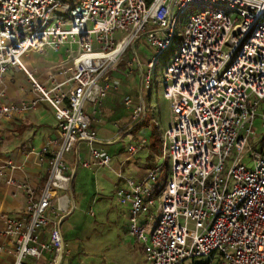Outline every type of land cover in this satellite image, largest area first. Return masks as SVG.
Here are the masks:
<instances>
[{
  "label": "built area",
  "instance_id": "built-area-1",
  "mask_svg": "<svg viewBox=\"0 0 264 264\" xmlns=\"http://www.w3.org/2000/svg\"><path fill=\"white\" fill-rule=\"evenodd\" d=\"M177 36L162 82L171 114L162 147L171 164L164 184L160 165L140 181L120 175L115 194L129 209V234L143 243L147 264L197 257L205 264H264V153L250 149L254 167L243 163L257 107L264 105V0H0V125L43 101L58 132L34 152L48 166L42 185L17 179L11 158L0 166L6 193L26 198L21 213L0 211V253L10 254L12 264H65L63 218L54 217L69 210L74 147H89L83 167L112 159L95 145L92 126V113L119 86L107 72L129 48L130 65L140 64L135 45L143 37L155 51L142 77L149 89ZM73 43L78 49L68 50L44 81L23 61L27 53ZM10 68L24 72L34 99L7 100ZM118 100L131 107L133 121L145 113L143 98ZM153 212L148 232L139 219Z\"/></svg>",
  "mask_w": 264,
  "mask_h": 264
},
{
  "label": "crops",
  "instance_id": "crops-1",
  "mask_svg": "<svg viewBox=\"0 0 264 264\" xmlns=\"http://www.w3.org/2000/svg\"><path fill=\"white\" fill-rule=\"evenodd\" d=\"M33 54L38 53H27L23 56V61L29 69L36 72L39 79L44 81L53 65L49 66V64L48 68L45 66L46 68L38 71L35 68L37 65L31 64ZM41 55H46V50ZM65 58L66 56L61 57V60ZM141 59H143L142 56H140ZM128 63L129 66H132L130 62ZM145 63L141 64L140 61V64L135 67L140 75L141 83L139 81V84H136L137 73L133 77L135 79L129 77L126 83H121L117 88L112 89L106 99L97 107L95 113H92V126L96 129L98 138L95 145L111 154L110 164L99 168L83 167L82 162L90 159L89 147L84 142L77 143L74 147V165H69L72 169L71 186L68 192L69 210L54 217L56 221L63 218L59 225L66 242L65 264H69L71 253L78 246H82L87 254L85 246L90 239V232L95 229V223L98 221L92 207L96 204L101 205V209L105 212L103 218L108 219L112 210L109 208L108 201L103 197L116 198L119 202L115 191L121 182L120 175L140 181L147 176L152 167L158 165L160 155L157 151V142L162 144L167 128L158 126L160 132H155L149 126L139 132V124L146 114V109L140 119L133 121L131 107L118 100L120 94H126L132 98L133 103L141 102L142 98L146 102L145 96L148 89H145L142 83ZM131 70L132 67L130 73ZM4 87L9 101H28L36 97L24 72L15 68H10L5 75ZM89 111L92 112V109L90 108ZM169 117L171 119V114ZM57 136L54 111L43 101H39L34 109L2 120L0 125V166L6 159L11 158L18 165L14 171V176L17 179L25 180L32 185H42L47 178L48 166L47 162L38 163L34 152L40 150L49 141L56 139ZM131 145L136 146L135 151L129 150ZM108 189L109 193L104 192ZM25 203L26 198L22 192L16 196L6 193L5 177H0V211L19 214L23 211ZM119 204L123 209L119 211L117 217L122 215L126 218L123 230L130 235L129 209L120 202ZM104 220L102 221L104 222ZM139 220L149 232L155 220L154 212L141 215ZM102 229H108V227L103 226ZM135 240L141 244L143 249V243L136 238ZM71 261L74 262L72 258ZM12 262L13 258L10 254L0 253V264H12Z\"/></svg>",
  "mask_w": 264,
  "mask_h": 264
},
{
  "label": "rangeland",
  "instance_id": "rangeland-1",
  "mask_svg": "<svg viewBox=\"0 0 264 264\" xmlns=\"http://www.w3.org/2000/svg\"><path fill=\"white\" fill-rule=\"evenodd\" d=\"M179 45L180 38L177 36L174 41V45L169 49V51L163 54L157 62L153 82L151 87L147 90V94L145 96L146 114L140 121V128L138 129L139 132L149 126L152 127L155 132H160L158 126H161L164 129L169 128V123L171 121L169 117L170 111L168 109L169 101L164 98L162 82L164 79L165 68L172 61L173 56L177 54ZM77 49V43H73L72 45L66 44L57 51L51 46H47L45 49L46 55L43 56L39 53L33 54L31 64L37 65L35 68L40 71L42 68H48L47 65L49 64V66H52L59 63L61 57L68 54V50L76 51ZM135 50L138 55L143 58L141 59V64L146 62L145 60H149L155 54L154 49L145 43L143 37L135 45ZM133 54V49L129 48L121 56L115 68L108 70V78L114 84H124L129 77L135 79L133 77H135L136 73V84L138 85L139 81L141 83L140 75L135 69L138 63H132V66H129L128 63L131 61ZM131 67L132 70L130 73ZM263 114L264 105L261 104L257 107V115L254 121V134L249 137L246 147L249 151L245 152L243 155V163L249 168L254 167V160L250 149L264 153ZM157 151L160 155V159L158 161V165L161 166L160 182L161 184H164L167 178L168 168L171 163L168 159L164 158L161 142H157ZM104 192L109 193L110 190H104ZM103 198L108 201V204H110L109 208L112 210L111 215L108 216V219H105L103 218L105 212L101 209V205L99 206V204H96V206L92 207L95 213V218H97L98 221L95 223V229L90 232V239L88 240V244L85 246L87 254H85L82 246H78L74 251H72L69 264H147L143 256L141 244L123 230V224H125L126 218L122 217V215L117 217V214L123 208L121 209V205L117 202L116 198ZM100 209L101 212H99ZM100 218H103L102 220L105 219L104 222ZM103 226H107L108 229H102ZM71 258L74 262L71 261ZM206 262L207 259L197 257L195 259H189L182 264H205ZM215 262L216 260L213 264H215Z\"/></svg>",
  "mask_w": 264,
  "mask_h": 264
},
{
  "label": "trees",
  "instance_id": "trees-1",
  "mask_svg": "<svg viewBox=\"0 0 264 264\" xmlns=\"http://www.w3.org/2000/svg\"><path fill=\"white\" fill-rule=\"evenodd\" d=\"M170 48H171V47H170ZM170 48H169V49H170ZM169 49H168L167 51H169ZM167 51H166V52H167ZM166 52H165V53H166ZM165 53H164V54H165Z\"/></svg>",
  "mask_w": 264,
  "mask_h": 264
}]
</instances>
